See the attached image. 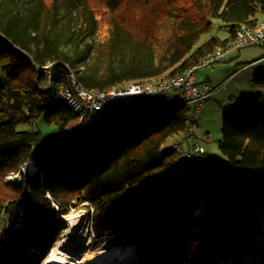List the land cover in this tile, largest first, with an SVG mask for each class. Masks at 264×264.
Wrapping results in <instances>:
<instances>
[{"label":"trees","instance_id":"trees-1","mask_svg":"<svg viewBox=\"0 0 264 264\" xmlns=\"http://www.w3.org/2000/svg\"><path fill=\"white\" fill-rule=\"evenodd\" d=\"M260 13L264 0H0V264L41 263L61 232L53 203L92 208L94 247L132 244L124 264H264L260 92L223 115L225 163L178 174L167 140L185 137L190 106L132 97L85 124L57 96L71 77L105 90L180 74ZM215 19L228 37L196 46Z\"/></svg>","mask_w":264,"mask_h":264},{"label":"rangeland","instance_id":"rangeland-1","mask_svg":"<svg viewBox=\"0 0 264 264\" xmlns=\"http://www.w3.org/2000/svg\"><path fill=\"white\" fill-rule=\"evenodd\" d=\"M258 16L263 17L264 13H260ZM219 25V20H213L210 30L199 38L196 46L202 44L210 37H219L221 39L227 37V31ZM263 55L264 46L261 45L235 49L226 54L223 62L202 66L196 71L195 83L199 86L210 85L212 91L200 104L188 105L191 108L192 120L188 125L187 132L184 134L185 137L169 138L167 140V145L173 146L177 144L176 149L179 150L176 160L177 165L174 168L184 165L183 171L189 173L204 167L223 165L225 163L227 158L219 149L225 111L240 107L242 95H252L258 92L262 94L261 104L264 106V87L255 88L251 85L254 74L264 70ZM156 78L148 81L152 83V81L157 80ZM57 96L62 100L58 91ZM144 98L146 99L147 97L143 96L142 99ZM193 125L194 128L190 134L194 136L188 139L189 130ZM35 126L44 129L40 118L37 119ZM17 128L26 129L29 127L28 125H19ZM49 139L54 140L55 137H50ZM189 145H197L202 148L203 152L189 159L187 154L182 152ZM27 164L25 165V170L27 169ZM35 170L33 169L29 172L34 173ZM20 180L21 176L19 173H8L4 177V181L11 184H18ZM90 212L91 210L88 206L80 204L70 208L66 213L55 214L54 217L61 227L60 236L57 240L62 241V239H65V241L76 243V251L78 252L83 249L88 236L93 234ZM108 237L110 235L106 238H100L102 241L100 244L117 245L113 243L112 236L110 239ZM94 239L99 241L98 238ZM91 245L94 247L93 244ZM131 257H134V250ZM128 259L120 264L126 263Z\"/></svg>","mask_w":264,"mask_h":264},{"label":"built area","instance_id":"built-area-1","mask_svg":"<svg viewBox=\"0 0 264 264\" xmlns=\"http://www.w3.org/2000/svg\"><path fill=\"white\" fill-rule=\"evenodd\" d=\"M256 45H264V21L254 27L243 23L239 24L234 29V37L231 42L217 46L210 54L180 74L167 78H156L157 80L152 81V83L150 81H145L144 83L130 82L123 88H108L102 91H86L71 77L69 83H67L68 85H60L57 91L60 93L65 104L70 109L79 113L80 118L85 122L91 120L92 116L102 109L103 104H108L110 111L126 109L132 97L142 98L143 96L155 95L160 92H170V95L166 98L169 102H180L187 106L191 104L197 105L210 95L212 87L207 84L197 85L195 83L196 71L202 66L223 62L226 54L235 49ZM193 128L194 125L189 130L188 139L194 136L190 134ZM173 147L176 148L177 144L173 145ZM182 152L187 154V157L191 159L203 151L197 145H189ZM26 168V170L30 171L36 169L35 166H32L31 162H28ZM22 170L25 171V168ZM183 170L184 165H180L174 168V173L178 174ZM54 205L57 206L56 204Z\"/></svg>","mask_w":264,"mask_h":264},{"label":"bare ground","instance_id":"bare-ground-1","mask_svg":"<svg viewBox=\"0 0 264 264\" xmlns=\"http://www.w3.org/2000/svg\"><path fill=\"white\" fill-rule=\"evenodd\" d=\"M167 77L158 76L157 78H167ZM83 89L86 91L94 90V89L87 90L85 88ZM95 91H102V90H95ZM169 95L170 92L157 93V105L161 103L169 102L166 100V98ZM130 104L131 103L128 104V107H130ZM108 108H109L108 104H103L102 109L99 110L98 112L107 111L109 110ZM94 117H96V115H93L92 119ZM79 120L82 123L85 124L87 123L81 118ZM32 166H34L33 163ZM54 204L55 203H53L52 205L56 209V214H58L57 211L58 206H55ZM89 209L91 210L90 214L92 215L93 210L92 208ZM92 235L88 236L86 244L84 245L83 249H81L79 252L76 251V243L65 241V239H62V241L56 240L55 243L49 249L45 258L41 261V263L42 264H120L121 262H124L125 260L130 258L133 254L134 248L132 244H123V245L99 244L96 247H92L91 244H93L94 246L93 242L95 241L94 238H96L94 234ZM108 238L110 239L111 236Z\"/></svg>","mask_w":264,"mask_h":264},{"label":"crops","instance_id":"crops-1","mask_svg":"<svg viewBox=\"0 0 264 264\" xmlns=\"http://www.w3.org/2000/svg\"><path fill=\"white\" fill-rule=\"evenodd\" d=\"M257 18H258V23H261V22L264 21V16H263V17H259V16H257ZM227 37H228V36H227ZM227 37H225V38H227ZM217 38H219V37H217ZM225 38H223V39H225ZM219 39H221V38H219Z\"/></svg>","mask_w":264,"mask_h":264}]
</instances>
